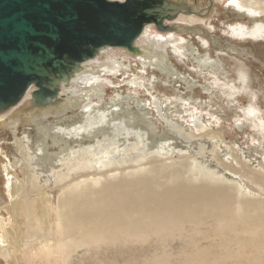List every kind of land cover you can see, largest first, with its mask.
<instances>
[{
    "label": "bare ground",
    "instance_id": "6f19581e",
    "mask_svg": "<svg viewBox=\"0 0 264 264\" xmlns=\"http://www.w3.org/2000/svg\"><path fill=\"white\" fill-rule=\"evenodd\" d=\"M246 1L233 0V4L253 16L263 12L260 2L247 5ZM152 26L147 24L135 41L133 52L137 51L136 55L123 48L102 49L95 58L77 66L73 73L57 79L54 87L59 89V96L71 99L83 90L81 84H88L91 95L103 99L105 80L96 76L94 69L100 67L108 74L116 73L120 68L128 70L125 68L128 56L137 58L140 55L144 68L151 66L164 78L177 79L178 72L169 63L165 49L171 42L177 50L175 38L154 33ZM153 34L155 41L151 39ZM143 44L149 47H143ZM187 49H180L181 55L194 56L192 49ZM194 53L196 63L203 69L209 68V56L203 57L198 51ZM102 55L107 59L100 62ZM118 56L126 58L122 60ZM211 69L221 71L216 63ZM28 90L14 108L34 100L35 86ZM131 99V96L116 93L110 104L115 102L127 108L118 111L111 105L112 108L100 111L96 116L93 114L94 117L86 114L85 124L76 125L73 135L52 131L51 125L43 126L39 119L29 118L39 124L36 141L33 139L35 148L31 155L23 141L16 142L21 148L24 179L21 183L17 181L18 172L14 176H5L8 185L5 194L14 224L12 229L9 224V229L5 217H0V259H17L21 254L34 261L40 260L39 264H100L98 261L104 258L113 260L111 264H120V256L136 257L134 252L139 248L134 244L143 247L149 244L144 248L151 258L147 264H264V167L252 168V162L242 161L240 153L227 145L236 165L226 161L227 158L220 161L221 170L200 166L191 155L180 157V160L174 157L162 159L163 153L168 157L174 151L172 142L166 135L156 134V125L148 119L149 112L142 101L135 100L137 108L134 109L130 106ZM176 104L175 101L173 105ZM2 113L0 124L8 115ZM242 126L238 124L241 129ZM260 127L264 128V122ZM83 132L94 145L81 144ZM208 134L214 140L220 139L219 133L209 131ZM49 139L53 146H58L56 152L50 151ZM130 140L131 144L134 142L133 146L142 145L143 156L120 158L121 153L131 150L127 147ZM71 141H75L74 146ZM118 157L122 160L118 161ZM34 158L35 164L42 167L47 176H57L56 190L59 188L61 193L56 205L46 197L47 187L39 186L35 180L42 178L41 175H36L35 179L31 176L35 169L30 162ZM58 167L62 168L57 171ZM104 167L109 169L100 172ZM4 171L2 163L0 172L4 174ZM225 172L233 179L224 177ZM0 203L3 204L1 200ZM185 228H190L195 236L191 234L188 240L180 238L185 234H182ZM176 240L181 244L179 251L182 253L178 261L167 251V247H174ZM131 246L134 247L130 252L127 248Z\"/></svg>",
    "mask_w": 264,
    "mask_h": 264
},
{
    "label": "rangeland",
    "instance_id": "374dc122",
    "mask_svg": "<svg viewBox=\"0 0 264 264\" xmlns=\"http://www.w3.org/2000/svg\"><path fill=\"white\" fill-rule=\"evenodd\" d=\"M184 1L191 8L195 6L192 8L194 11L202 10L203 13L200 12L202 16L184 13L185 15L179 16L178 20L180 21L174 20L170 21L171 23L167 21L165 25L169 26L170 29L166 31H159L155 25L151 24L153 25L151 31H154V33L164 36L169 34V36L175 38L174 43L177 50L173 48L171 42L166 45L165 49L169 63L178 72L176 73L177 79L164 78L154 67L144 68L140 63V59H143L140 55H137V58L136 56L134 58L128 56L127 59L129 60L125 64V68L128 70L120 68L116 73L108 74L100 67L94 69L97 73L96 76H101L105 80L103 83L105 89L103 99L93 94L92 96V89L89 88L88 84H81L83 90L79 91L78 96L71 99H66L65 95L59 96L58 94L57 99L52 103L35 105V101L32 100L16 108L12 106L15 110L4 112L8 115L0 124V165L3 163L5 167L3 172L5 175L0 172V200L3 202V204L0 203V217H5L8 228L10 225V228H13L14 220L10 215L8 205L10 202L5 194L8 186L5 176H14L18 172L17 181L21 183L24 179V175L21 173V165H23L21 148L16 142L23 141L30 150H27L28 153L33 155V147L35 148L33 142L36 141L39 124L29 121L31 120L29 118L39 119L43 126H52V131L54 129L67 133L71 132L68 134L73 135L76 125L85 124L86 118L84 115L93 116L94 114L96 116L100 111L110 109L112 106H115L118 111L127 108L126 106H119L115 102L110 104L118 92L123 97H132L130 106L134 109L137 108L134 103L135 100H141L143 106L149 112L148 119H151L156 125V134L158 133L159 136L166 135L168 141L172 142L174 151L168 157L163 153L164 156L161 155L162 159L174 157L180 160V157L191 155L198 165H207L214 169L218 167L221 170L219 166L221 160L225 161L228 158L226 161L232 163L233 166L236 165L235 160L232 158L233 152L232 150L227 151V145L240 153L242 161L252 162V168L259 170L264 167V162H262L264 161V128L260 127L261 123L264 122V0H249V3L244 0L247 5L260 2V8L263 12L257 16L250 15L245 10H238L237 6L233 4V0H170V3H182ZM259 28L261 30L257 35L252 36V33ZM151 39L155 41L154 34ZM142 46L146 47V44ZM148 47L149 45L146 48ZM187 48L192 49L194 56L184 57L181 55L180 49L185 51L188 50ZM194 51H198L203 57L204 55L209 56V68L203 69L196 63L194 57L197 56ZM117 58L123 60L126 57L120 58L118 56ZM106 59V55H102V61L100 62ZM215 63L220 67V72H213L211 69ZM175 101L177 104L174 106ZM29 104H32V107ZM91 110L94 111L91 113ZM12 121L14 122L11 123ZM238 124L243 125L242 129L238 127ZM209 131L219 133L220 139H212L208 134ZM84 134V132L81 134L80 142L84 144L83 146L88 147L93 142L88 140ZM48 141L50 151L56 152L58 146H53L50 139ZM74 142L71 141V145L74 146ZM130 142L131 140L128 142L127 147L131 150L127 153H121L120 158L123 159L122 156H125L124 159L127 160L132 157L143 156L142 145L133 146L134 142L132 144ZM217 158H219V161ZM122 159L117 158L118 161ZM35 163L34 158L30 162L31 167L35 169L31 176L33 175L34 178L36 175H41L42 178L34 179L37 183L39 182V186L47 187L45 195L49 201L52 200L51 204L56 205L58 196L61 193L59 188L56 190L55 181L57 176L53 174L47 176L43 172V168L38 167ZM61 168L58 167L57 171ZM102 169L100 172H104L109 168L104 167ZM224 177L233 179L227 172H225ZM245 181L249 183L247 178H245ZM248 185L251 186L250 183ZM182 234L180 238L184 237L182 239L188 240L193 233L190 228H185ZM192 236H195V234ZM196 236L202 237L201 235ZM176 241L174 247H167V251L173 255L171 257L175 261H178L182 253L179 251L181 244L179 241L176 244ZM134 245L139 248L134 252L136 257H129L130 255H125L128 258L120 256L121 260L118 261L121 262L120 264H147V260H151L148 257L147 250L144 249L149 244L144 247L141 244ZM132 247L134 246L127 249L131 252ZM123 249L127 251V249ZM74 256L76 257V254ZM17 257V259L9 257L6 260L1 258L0 264H36L35 262L39 264L40 261L36 259L34 261V258L31 259L27 255L21 256L19 254ZM104 259L99 260L98 263L111 264L113 261L107 258Z\"/></svg>",
    "mask_w": 264,
    "mask_h": 264
},
{
    "label": "water",
    "instance_id": "95a60500",
    "mask_svg": "<svg viewBox=\"0 0 264 264\" xmlns=\"http://www.w3.org/2000/svg\"><path fill=\"white\" fill-rule=\"evenodd\" d=\"M188 5L170 0H0V113L17 105L33 85L35 105L54 102L59 94L54 82L102 49L123 48L136 55L134 43L147 24L166 31V22L184 13L202 15Z\"/></svg>",
    "mask_w": 264,
    "mask_h": 264
}]
</instances>
